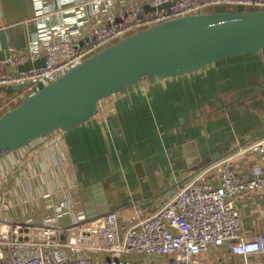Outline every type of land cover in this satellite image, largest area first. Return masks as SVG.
Returning <instances> with one entry per match:
<instances>
[{
  "label": "crops",
  "instance_id": "1",
  "mask_svg": "<svg viewBox=\"0 0 264 264\" xmlns=\"http://www.w3.org/2000/svg\"><path fill=\"white\" fill-rule=\"evenodd\" d=\"M78 1L85 6L74 13L84 27L77 47L92 41V26L99 20L110 25L126 17L118 0L99 13L92 9L94 0ZM127 1L141 4L143 12L150 6L146 0ZM46 5L58 11L60 0H46ZM112 11L113 22L106 20ZM60 19L52 14L48 24ZM41 20L34 0H0V72L15 70L3 61L27 48ZM5 95L0 93V103ZM262 138L264 50L175 78H150L102 100L98 114L87 122L0 159V217L70 226L77 217L88 219L101 211L116 212L123 226L135 224L209 163L226 161L245 179L260 177V155L236 153ZM209 179L216 182L218 175L210 173ZM235 204L243 233H263L264 189L238 195ZM241 259L226 245L201 255L208 264Z\"/></svg>",
  "mask_w": 264,
  "mask_h": 264
},
{
  "label": "built area",
  "instance_id": "2",
  "mask_svg": "<svg viewBox=\"0 0 264 264\" xmlns=\"http://www.w3.org/2000/svg\"><path fill=\"white\" fill-rule=\"evenodd\" d=\"M114 1L94 0L91 6L95 13L104 12ZM146 1L155 8L165 3L170 6L141 17V4L118 0V8L126 12L123 22H113L116 14L110 12L106 20L113 23L99 20L92 26V41L77 47L84 27L78 21L79 14L74 13L82 10L85 3L60 0L59 10L55 11L46 5V0H34L36 13L42 18L38 30L24 51L10 54L3 61L15 70L0 72V87L25 86L4 96L0 112L9 111L24 95L53 83L84 60L154 25L203 13L264 10V0ZM63 5L70 7L62 9ZM57 13L61 15L60 22L48 24L52 14ZM42 57L46 59L44 67L17 70L19 65ZM246 152L260 155V177L245 179L226 161L209 163L192 174L152 215L138 218L135 224L121 225L116 212L88 219L77 217L70 226L0 217V264H208L201 255L224 245L242 258L235 264H264V259L254 258L264 257V232L245 235L235 204L238 195L264 189V138L236 155ZM210 173L218 175L216 182L209 179Z\"/></svg>",
  "mask_w": 264,
  "mask_h": 264
},
{
  "label": "water",
  "instance_id": "3",
  "mask_svg": "<svg viewBox=\"0 0 264 264\" xmlns=\"http://www.w3.org/2000/svg\"><path fill=\"white\" fill-rule=\"evenodd\" d=\"M157 8L146 5L141 17ZM264 50V10L180 17L134 33L67 71L0 116V159L36 139L69 131L99 112V103L150 78L190 74L223 59ZM45 57L17 67L45 66ZM13 71V70H11ZM25 85L0 87L14 94ZM110 123L117 127L114 119ZM104 214L99 211L89 216Z\"/></svg>",
  "mask_w": 264,
  "mask_h": 264
}]
</instances>
